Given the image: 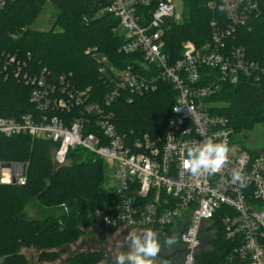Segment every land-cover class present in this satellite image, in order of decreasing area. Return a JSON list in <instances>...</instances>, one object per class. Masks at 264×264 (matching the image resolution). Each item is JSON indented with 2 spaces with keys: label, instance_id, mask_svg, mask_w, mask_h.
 <instances>
[{
  "label": "built area",
  "instance_id": "1",
  "mask_svg": "<svg viewBox=\"0 0 264 264\" xmlns=\"http://www.w3.org/2000/svg\"><path fill=\"white\" fill-rule=\"evenodd\" d=\"M260 1L221 0L226 22L213 20L210 41L200 47L184 43L181 58L172 62L164 52V37L170 21L182 20L176 13L182 0H109L104 13L119 20L123 44L118 52L131 61L116 66L107 57L98 58L99 73L110 79L101 97L90 89L58 88L48 83L46 70L33 76L17 56L0 52V73L34 86L30 102L37 110L19 120L0 118V138L26 136L53 144L57 168L66 166L76 149L113 161L117 186L108 190L114 197L93 218L106 232H178L186 250L184 264H199L205 230L218 217L226 239L235 244L233 258L264 264V153L234 151L230 121L215 114L219 105L210 101L226 85L264 88V61H250L243 48L229 45L239 28L260 15ZM4 6L0 0V10ZM208 8L215 10L216 3L211 0ZM163 84L176 92L165 132L119 130L116 103L123 98L131 105ZM206 137L226 142L229 160L215 174L193 176L183 160L187 148ZM6 165L0 164V185H12L15 173L16 185L25 186L27 166L20 174L13 167L20 164ZM236 172L241 180L234 178Z\"/></svg>",
  "mask_w": 264,
  "mask_h": 264
},
{
  "label": "trees",
  "instance_id": "2",
  "mask_svg": "<svg viewBox=\"0 0 264 264\" xmlns=\"http://www.w3.org/2000/svg\"><path fill=\"white\" fill-rule=\"evenodd\" d=\"M210 1L182 0V20L170 21L164 37V52L172 62L181 58L184 43L192 42L200 47L210 41L213 20L226 22L221 0H213L215 10L208 8ZM47 4L52 7L51 30H33ZM108 5L109 0H5L0 10V52L17 56L33 76L46 70L48 83L58 88L63 84L77 91L90 89L101 97L108 91L110 79L99 73L98 58L107 57L116 66L131 61V57L118 52L123 44L118 33L119 20L104 13ZM259 6L260 15L247 27L239 28L229 42L232 47L243 48L247 58L254 62L264 61V0ZM56 28L59 30L55 31ZM62 78L64 81L60 82ZM34 88L12 75L0 73V118L19 120L24 115L35 114L36 107L30 102ZM175 97L173 88L163 84L157 93L137 98L131 105L122 98L114 106L119 130L163 134ZM210 101L219 105L215 114L230 121L235 135L256 125L264 127L261 86L226 85ZM54 148L49 142L32 141L26 136L0 138V164L27 166L25 186L0 185L2 264H27L20 254L21 248L36 249L43 263L56 262L65 246L82 237V226L93 221L95 211L114 197L106 187L109 169L106 161L76 149L69 153L68 164L57 168L52 160ZM29 200H36L48 210L63 212L30 220L23 212ZM205 234L203 244L208 249L201 247L199 264H245L233 258L235 244L226 239L220 218L215 219ZM103 259V253L93 252L69 262L96 264Z\"/></svg>",
  "mask_w": 264,
  "mask_h": 264
},
{
  "label": "rangeland",
  "instance_id": "3",
  "mask_svg": "<svg viewBox=\"0 0 264 264\" xmlns=\"http://www.w3.org/2000/svg\"><path fill=\"white\" fill-rule=\"evenodd\" d=\"M177 16L184 15V4L179 3L176 9ZM52 7L47 4L43 12L37 18L32 29L41 32H48L52 28ZM59 29L56 28L55 31ZM120 34V31H119ZM234 151H249L252 153H264V127L256 125L251 130L244 131L241 134L233 137ZM234 153V152H233ZM109 165L106 178L107 189H112L117 186L114 179L115 163L113 161L106 162ZM25 216L30 220H42L48 215L58 216L63 211L60 209L48 210L40 205L36 200H29L24 208ZM82 237L73 244L64 247L60 258L54 263H43L40 260V253L33 248H21L20 254L25 258L27 264H71L69 260L88 253H103L104 259L96 264H116V257L121 252H127L129 245L125 243V237L131 232L136 231L138 234L142 231L122 229L117 232L109 233L102 230L94 221L90 220L82 226ZM178 232L168 233L163 237H159L161 241V251L157 258H160L159 264H184L186 250L181 239L179 243L172 248L163 246V241L166 236H171ZM203 249H208L202 243ZM168 261V263L166 262ZM0 264L2 260L0 259Z\"/></svg>",
  "mask_w": 264,
  "mask_h": 264
},
{
  "label": "clouds",
  "instance_id": "4",
  "mask_svg": "<svg viewBox=\"0 0 264 264\" xmlns=\"http://www.w3.org/2000/svg\"><path fill=\"white\" fill-rule=\"evenodd\" d=\"M230 148L226 142H214L212 137H206L202 142L187 148L183 168L191 175L215 174L229 160ZM236 180H241V174H234ZM180 238L176 233L166 236L163 246L172 248L177 245ZM129 245L127 252H121L116 257V264H156V258L161 251L159 234L152 228H146L141 233L131 231L125 237Z\"/></svg>",
  "mask_w": 264,
  "mask_h": 264
},
{
  "label": "water",
  "instance_id": "5",
  "mask_svg": "<svg viewBox=\"0 0 264 264\" xmlns=\"http://www.w3.org/2000/svg\"><path fill=\"white\" fill-rule=\"evenodd\" d=\"M5 167H6V168H10L11 165H10V164H7ZM13 167H14V170H15V168H16V169L18 168V169H19V173H20V174L22 173L23 165H21V164H20V165H14ZM12 185H13V186H16L15 173L13 174Z\"/></svg>",
  "mask_w": 264,
  "mask_h": 264
},
{
  "label": "flooded vegetation",
  "instance_id": "6",
  "mask_svg": "<svg viewBox=\"0 0 264 264\" xmlns=\"http://www.w3.org/2000/svg\"><path fill=\"white\" fill-rule=\"evenodd\" d=\"M160 258H156V264H159ZM168 263V261H166Z\"/></svg>",
  "mask_w": 264,
  "mask_h": 264
}]
</instances>
